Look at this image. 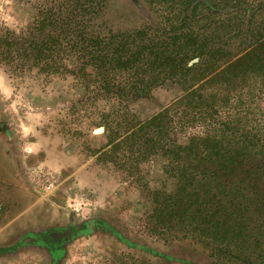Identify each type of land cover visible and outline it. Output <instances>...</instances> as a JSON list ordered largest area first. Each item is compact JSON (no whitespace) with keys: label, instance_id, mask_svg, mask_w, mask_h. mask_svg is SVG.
<instances>
[{"label":"rangeland","instance_id":"obj_1","mask_svg":"<svg viewBox=\"0 0 264 264\" xmlns=\"http://www.w3.org/2000/svg\"><path fill=\"white\" fill-rule=\"evenodd\" d=\"M49 1L0 0V35L25 30ZM159 19L147 0H108L97 24L104 33L132 31ZM263 27L264 11L255 23ZM66 64L64 72L48 74L0 62V248L6 249L0 264H215L199 243L152 231V192L174 191L178 180L165 171L164 149L145 154L125 141L128 129L168 107L180 87L159 86L128 102L105 96L74 58ZM224 86L205 85L212 108L196 118L186 105L172 110L174 127L163 142L184 145L195 135L224 132L223 121L234 119H241L238 135L263 136L261 77ZM93 219L115 232L105 225L85 231L57 259L32 237Z\"/></svg>","mask_w":264,"mask_h":264},{"label":"trees","instance_id":"obj_2","mask_svg":"<svg viewBox=\"0 0 264 264\" xmlns=\"http://www.w3.org/2000/svg\"><path fill=\"white\" fill-rule=\"evenodd\" d=\"M107 1L47 2L25 30H1L0 62L57 74L74 58L105 96L128 102L159 86H179V97L125 136L145 154L164 149L165 171L178 180L174 191L152 192L150 228L199 243L215 264H264V135H238L241 119H234L223 121L224 132L195 135L184 145L163 142L174 127L172 110L186 105L196 118L212 108L205 85L225 84L227 91L256 76L264 82V27L255 28L264 0H147L157 23L104 33L97 21Z\"/></svg>","mask_w":264,"mask_h":264},{"label":"flooded vegetation","instance_id":"obj_3","mask_svg":"<svg viewBox=\"0 0 264 264\" xmlns=\"http://www.w3.org/2000/svg\"><path fill=\"white\" fill-rule=\"evenodd\" d=\"M101 225L103 224L99 220L93 219L90 222L85 221L81 224H69L65 227L54 228L49 232H40L37 233L39 236L32 237L38 244L47 248L52 256L57 259L66 242L80 234H84L85 231H94Z\"/></svg>","mask_w":264,"mask_h":264},{"label":"water","instance_id":"obj_4","mask_svg":"<svg viewBox=\"0 0 264 264\" xmlns=\"http://www.w3.org/2000/svg\"><path fill=\"white\" fill-rule=\"evenodd\" d=\"M196 61H198V58H194L192 59L190 62H189V65H192L193 63H195ZM103 129H98L97 131H102ZM87 222H90V221H87Z\"/></svg>","mask_w":264,"mask_h":264}]
</instances>
